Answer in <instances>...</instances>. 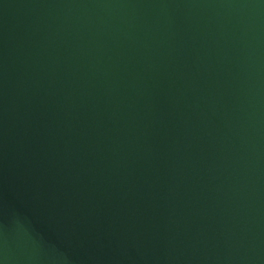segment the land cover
<instances>
[{
    "label": "water",
    "instance_id": "water-1",
    "mask_svg": "<svg viewBox=\"0 0 264 264\" xmlns=\"http://www.w3.org/2000/svg\"><path fill=\"white\" fill-rule=\"evenodd\" d=\"M0 264H264V0H0Z\"/></svg>",
    "mask_w": 264,
    "mask_h": 264
}]
</instances>
